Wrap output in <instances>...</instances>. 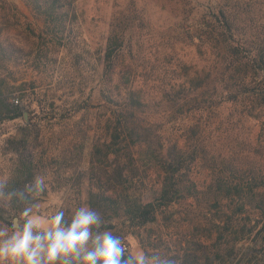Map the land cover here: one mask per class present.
<instances>
[{
	"label": "trees",
	"instance_id": "obj_1",
	"mask_svg": "<svg viewBox=\"0 0 264 264\" xmlns=\"http://www.w3.org/2000/svg\"><path fill=\"white\" fill-rule=\"evenodd\" d=\"M25 2L43 21L42 29L24 20L16 5L0 0V125L20 119L32 105L29 91L37 86L27 78L30 71L54 83L64 49L72 57L67 67H81V56L72 48L79 0ZM205 3L200 16L192 17L187 8L193 0H179L173 7L174 25L186 38L180 47L150 48L147 53L143 43H133L131 33L144 20L137 11L143 12L145 3L137 7L138 0H131L132 6L114 12L99 92L111 108L109 136L90 145L88 131L76 124L64 149L73 159H83L91 147L90 160L71 177H65L66 170L56 177L68 178L57 188L67 191L72 184L77 207L88 206L99 214L93 232L117 230L121 242L129 234H155L159 243L149 246L167 250L159 264H229L236 258V245L264 223V164L245 155L247 143L237 141L246 123L264 117V0ZM186 48L193 53H183ZM52 117L57 119V113ZM214 117L227 125L223 133L212 123ZM184 135L186 143L180 140ZM224 136L237 143L230 141L226 149L217 146ZM7 144L16 160L1 189L20 216L37 201L35 179L44 175L49 146L46 136L30 124ZM199 166L204 171L195 172ZM176 205H195L209 214L190 218L186 210L176 221ZM3 212L0 207V221ZM115 219L122 221L110 223ZM257 236L264 250V226ZM129 256L124 252L125 259ZM67 261L78 264L73 257ZM259 263L264 264V257Z\"/></svg>",
	"mask_w": 264,
	"mask_h": 264
},
{
	"label": "rangeland",
	"instance_id": "obj_2",
	"mask_svg": "<svg viewBox=\"0 0 264 264\" xmlns=\"http://www.w3.org/2000/svg\"><path fill=\"white\" fill-rule=\"evenodd\" d=\"M8 1L16 5L22 13L23 19L31 23L37 30L44 27L43 21L36 19L32 9L26 4L25 0ZM206 1L193 0V4L187 8L188 11L192 12V17L200 16L197 12L207 7ZM177 2L179 0H138L137 7L143 6L145 3L144 11H137L144 20L142 22L137 21L131 33L133 43H143L145 53L150 48L163 51L171 48L172 45L181 46V41L186 37L185 33L183 34L180 29L177 30L175 28L177 26L174 25L176 13L173 7H177ZM130 4L131 0H79L78 12L80 19L76 27L77 38L72 48L74 53L81 56V67L78 71L69 68V66L67 67L72 57L68 50L64 49L59 56L63 66L59 72L60 74L56 75L54 83H50L49 77L45 74L38 75L30 71L27 78L29 81H35L37 88L34 92L33 90L29 91L31 95L28 102H31L32 105L27 106L25 109L28 112V121L23 115L18 120L8 121L0 125V207L4 211V220L0 221V227L9 228V235H11L10 221L18 217V215L10 206L9 196L1 189L2 185L9 180L16 160V155L8 149L7 140L15 136L26 124H30L40 130L46 136L49 146L46 169L44 175L39 176L44 178V188H48V192L44 189L43 192L36 195V203L28 208L31 209L30 215L39 218L41 224L47 227L51 217L58 211H63L66 226V224H70L74 212L79 208L75 205L74 192L69 190L72 184L69 185L67 191L64 189L65 186L63 189H59L57 186L61 182H66L75 168L80 169L87 166L90 160L88 154L91 151V147L83 159L80 157L73 159L71 153L68 150L65 151L64 148L66 142L72 139L76 130L75 126L79 123L83 124L88 131V137L89 139L91 138L90 145L102 144L105 137L109 136L107 135L106 124L111 115V108L100 98L99 94L100 77L103 69L101 59L106 48L114 12L120 8H126ZM131 9L133 10V7ZM187 24H190V22ZM183 53H193V50L186 48ZM52 113H57V119H53ZM72 114L75 115L73 118L70 117ZM84 116L86 117L83 118ZM222 117H214L212 123L215 127L221 126L223 133L227 125H223L225 122ZM228 127H232V125ZM72 130L73 132L69 134ZM67 134L69 135L67 136ZM180 140L186 143L188 138L184 135ZM233 140L226 139L224 136L221 140H217V146H224L226 149V145L230 141L233 143ZM237 141H245L247 143L243 152L245 155L256 157L264 164V117L261 121L246 123L245 134ZM53 157H56L58 162H62V165L54 164ZM68 165L77 167L69 168ZM60 170H66L65 177L68 178L64 180L56 179ZM199 171H204L201 166L195 172ZM72 183H74V180H72ZM186 210L187 214L191 216L190 218L195 214H200L202 217L205 213L209 214L207 210L196 209L195 205L192 207L176 205L173 208V219L178 221L182 216H185ZM209 216L213 218V215ZM121 221L115 219L110 223L118 225ZM263 224L262 222L252 236H247L236 245V258L230 259L229 264H258L260 262L261 258L264 257V250L261 244L262 238H259L257 234L264 226ZM186 227L187 223H183V229ZM118 228L121 229L122 226ZM41 230L37 229L36 231ZM106 231L111 232L114 236H117L118 233L117 230L104 229L99 232H92L93 236H95ZM165 238L167 237L165 236ZM175 238L172 237L173 242ZM172 240L170 239L171 247L173 246ZM156 243H159V241L156 239L155 234L151 233V238H149L148 232H143V236H139V238L131 234L126 235L122 245L127 247L125 252L130 256L143 252L148 259L156 258L159 264L167 250L162 247L163 245L159 249L149 246ZM89 247H91V243H89ZM70 257L72 256L67 257V259ZM5 264H9V262L5 261Z\"/></svg>",
	"mask_w": 264,
	"mask_h": 264
},
{
	"label": "clouds",
	"instance_id": "obj_3",
	"mask_svg": "<svg viewBox=\"0 0 264 264\" xmlns=\"http://www.w3.org/2000/svg\"><path fill=\"white\" fill-rule=\"evenodd\" d=\"M44 187V178L36 177V193L43 192ZM30 213L31 209H25L10 221L11 235L9 228L0 227V264H57L58 260L69 264V256L78 264H158L156 258L148 259L143 252L125 259L121 239L111 232L93 236L92 229L99 226L100 217L88 206L78 208L67 226L63 211L52 216L47 227Z\"/></svg>",
	"mask_w": 264,
	"mask_h": 264
},
{
	"label": "water",
	"instance_id": "obj_4",
	"mask_svg": "<svg viewBox=\"0 0 264 264\" xmlns=\"http://www.w3.org/2000/svg\"><path fill=\"white\" fill-rule=\"evenodd\" d=\"M24 117H25V119H26V121H28V112H24Z\"/></svg>",
	"mask_w": 264,
	"mask_h": 264
},
{
	"label": "built area",
	"instance_id": "obj_5",
	"mask_svg": "<svg viewBox=\"0 0 264 264\" xmlns=\"http://www.w3.org/2000/svg\"><path fill=\"white\" fill-rule=\"evenodd\" d=\"M125 248V251H127V247H124Z\"/></svg>",
	"mask_w": 264,
	"mask_h": 264
}]
</instances>
